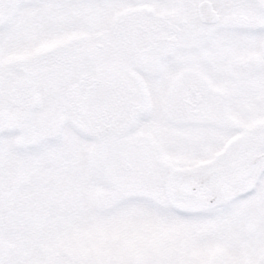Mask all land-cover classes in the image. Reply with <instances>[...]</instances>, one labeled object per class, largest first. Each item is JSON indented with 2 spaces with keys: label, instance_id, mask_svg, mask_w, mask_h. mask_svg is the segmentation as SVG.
Masks as SVG:
<instances>
[{
  "label": "snow or ice",
  "instance_id": "6c2138e0",
  "mask_svg": "<svg viewBox=\"0 0 264 264\" xmlns=\"http://www.w3.org/2000/svg\"><path fill=\"white\" fill-rule=\"evenodd\" d=\"M0 264H264V0H0Z\"/></svg>",
  "mask_w": 264,
  "mask_h": 264
}]
</instances>
